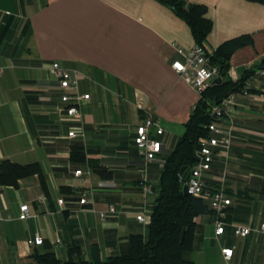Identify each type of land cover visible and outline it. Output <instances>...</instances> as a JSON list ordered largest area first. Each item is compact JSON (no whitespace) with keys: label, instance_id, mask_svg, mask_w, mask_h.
Returning <instances> with one entry per match:
<instances>
[{"label":"crops","instance_id":"1","mask_svg":"<svg viewBox=\"0 0 264 264\" xmlns=\"http://www.w3.org/2000/svg\"><path fill=\"white\" fill-rule=\"evenodd\" d=\"M206 6L212 30L206 49L249 35L228 60L236 80L264 58V4L256 0H188ZM189 27L160 0H0V160L38 162L42 177L18 186L0 185V264H39L53 252L59 264L76 244L81 257L105 259L129 251L131 234L147 237L139 207L152 208L156 192L144 195L145 166L133 141L146 111L161 121L160 152L146 165L154 188L163 163L180 136L199 93L172 68L177 48L194 44ZM80 72L77 91L88 93L80 117L61 112L52 62ZM249 78L251 93L236 94L229 108L231 148L217 153L203 172L205 185L231 199L223 232L215 214L195 217L193 247L183 258L195 264H264V234L245 237L232 224L264 222V74ZM223 80V77H222ZM84 136L68 137L72 127ZM79 146L72 155V147ZM83 152V157L82 153ZM96 161L98 168L91 165ZM103 168L104 171H100ZM81 169V174L74 171ZM86 195L87 202L78 200ZM45 195V202L36 197ZM62 198L63 207L57 203ZM27 203L30 217L19 218ZM112 205L113 213L107 212ZM100 212H105L104 217ZM39 234L41 245L27 239ZM231 247L226 262L221 249ZM77 260V257H74Z\"/></svg>","mask_w":264,"mask_h":264},{"label":"trees","instance_id":"2","mask_svg":"<svg viewBox=\"0 0 264 264\" xmlns=\"http://www.w3.org/2000/svg\"><path fill=\"white\" fill-rule=\"evenodd\" d=\"M160 1L187 24L194 44L207 50L206 41L212 30V22L206 16V6L188 0ZM256 1L264 4V0ZM251 43V36L240 35L224 41L211 52L210 62L217 66L218 75H221L223 80L219 84L208 85L200 92L184 124L183 134L163 163L158 184L154 187L156 197L152 205L147 237L131 234L128 238L127 253L105 259H99L96 255L91 260H85L81 257V248L71 244L65 264H195L183 258V253L193 247L195 217L211 210L202 199L183 193V174L196 162L199 138L208 135L207 124L211 121V105L218 104L228 94L238 91L256 70H264L263 58L259 64L246 69L236 80L228 76V60L232 53L237 48ZM75 150H81V147H72L73 156ZM81 153L83 157V152ZM91 165L94 168L99 167L96 161H91ZM100 171H104L103 168ZM29 175L42 177V168L38 162L21 164L9 159L0 160V185L17 187L19 179ZM75 256L77 260H74ZM35 258L39 264L60 263L53 252L35 255Z\"/></svg>","mask_w":264,"mask_h":264},{"label":"built area","instance_id":"3","mask_svg":"<svg viewBox=\"0 0 264 264\" xmlns=\"http://www.w3.org/2000/svg\"><path fill=\"white\" fill-rule=\"evenodd\" d=\"M177 52L181 58L174 59L171 62L172 68L200 94L219 73L217 66L212 65L210 62L211 52L197 44H193L189 49L178 47ZM50 69L56 78L59 98L63 104L61 112L68 116L79 118L80 106L89 99L88 93L77 91L80 72L76 69L62 67L56 61L51 63ZM259 72L264 74V70H260ZM1 73L2 68H0V75ZM237 93L243 95L251 93V82L249 79L244 82L238 91L228 94L218 104L211 105L209 111L211 121L207 124L208 135L199 138L196 162L183 174V185H186L188 194L202 199L215 214L216 234L223 232L224 225L226 224L224 215L229 205H231V199L223 190L207 187L203 181L202 174L210 168L217 153H225L231 148L233 123L229 108L234 105ZM163 133L164 128L160 119L150 111L145 112V116L134 129L133 141L145 164L140 179V186L144 195L155 193L146 175V165L154 160L160 152L162 143L159 137ZM67 136L82 137L84 136L83 129L80 126L72 127L68 131ZM74 173L75 175H79L82 172L81 169H77ZM186 175L188 177L187 180H185ZM36 200L38 202H45L46 197L40 194L36 197ZM64 202L62 198L57 199L60 207H63ZM78 202L81 204L87 202L85 193H83ZM19 210V218L26 219L31 216L27 203H21ZM151 210L146 203L142 204L136 214V219L143 224H148L150 222ZM114 211V207L110 205L107 212L113 213ZM105 215V212H100L101 217ZM232 227L234 234L241 237H245L251 232L264 234V222H261L258 226L232 224ZM27 243L29 245H41L43 237L36 234L32 238L27 239ZM232 252L231 247H223L221 249L223 259L226 262L231 258Z\"/></svg>","mask_w":264,"mask_h":264},{"label":"water","instance_id":"4","mask_svg":"<svg viewBox=\"0 0 264 264\" xmlns=\"http://www.w3.org/2000/svg\"><path fill=\"white\" fill-rule=\"evenodd\" d=\"M222 82V76L221 75H218V76H216L212 81H211V83L210 84H219V83H221ZM183 173V169H181L180 170V174H182ZM187 175L185 176V180H187ZM182 191H183V193L185 194V195H187L188 194V192H187V187H186V185H183V188H182Z\"/></svg>","mask_w":264,"mask_h":264}]
</instances>
